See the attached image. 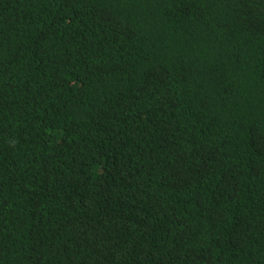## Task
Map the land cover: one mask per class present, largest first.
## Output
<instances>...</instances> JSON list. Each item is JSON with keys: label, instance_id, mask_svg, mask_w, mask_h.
<instances>
[{"label": "trees", "instance_id": "trees-1", "mask_svg": "<svg viewBox=\"0 0 264 264\" xmlns=\"http://www.w3.org/2000/svg\"><path fill=\"white\" fill-rule=\"evenodd\" d=\"M0 264H264V0H0Z\"/></svg>", "mask_w": 264, "mask_h": 264}]
</instances>
